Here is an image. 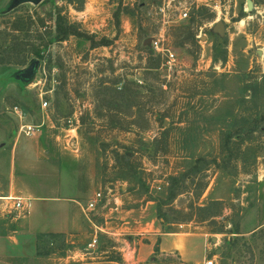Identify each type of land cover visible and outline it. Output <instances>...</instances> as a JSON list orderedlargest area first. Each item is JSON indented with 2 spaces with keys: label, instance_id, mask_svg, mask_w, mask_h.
Segmentation results:
<instances>
[{
  "label": "rangeland",
  "instance_id": "374dc122",
  "mask_svg": "<svg viewBox=\"0 0 264 264\" xmlns=\"http://www.w3.org/2000/svg\"><path fill=\"white\" fill-rule=\"evenodd\" d=\"M136 1L133 12L127 13L123 0H44L14 10H10L14 0H0V57L26 63L0 65V129L7 138L2 141L9 149L11 137L19 132L15 107L24 123L41 125L50 115L65 126L79 100L86 98V89L95 84L126 78L153 88L139 92L141 102L145 97L157 108L172 103L186 106L188 122L169 123L162 150L171 154L179 150L189 158L183 162L184 173L194 183L177 187L201 197L195 200L194 193L185 194L176 205L181 213H170V219H178L183 227L164 226L163 232L180 233L181 249L169 256L154 253L149 263L195 264L182 259V245L190 238L195 257L197 248L206 245L207 257H215L218 264H264V0H251L252 11L248 0ZM93 8L99 19L91 17ZM123 13L129 22L121 21ZM58 17L75 31L66 39L56 35ZM218 22H224V34L213 31ZM190 33L196 35L194 44ZM88 39L104 45L93 48ZM155 40L164 41L174 52V61L159 71H148L146 67L156 63ZM183 42L187 44L182 46ZM33 43L47 46L41 47L44 59L33 55ZM225 49L227 62L216 60ZM34 60H39V69L33 79H18ZM43 102L48 103L45 109ZM65 128L73 129L68 124ZM44 129L51 135L60 132L46 125ZM107 193L103 192L106 199ZM192 203L194 208L189 209ZM98 209L83 241L44 237L39 252L69 257L61 264H128L133 259L131 242H148L151 228L141 235L124 230L112 237L99 229L105 220ZM211 214L216 216L214 222H202ZM237 225L240 235L232 233Z\"/></svg>",
  "mask_w": 264,
  "mask_h": 264
},
{
  "label": "crops",
  "instance_id": "0c3cea01",
  "mask_svg": "<svg viewBox=\"0 0 264 264\" xmlns=\"http://www.w3.org/2000/svg\"><path fill=\"white\" fill-rule=\"evenodd\" d=\"M136 2L123 0L122 6L134 8ZM96 10L93 8V19H99ZM129 19V15L122 14V22ZM74 108L73 129H66L57 124L59 120L47 115L48 121L35 125L38 127L35 134L25 136L20 131L14 134L9 149L2 141L7 139L4 128L0 129V197L6 196L5 200H0V264H61L67 260L69 257L56 254L39 255L40 240L60 237L67 243L83 241L95 224L93 212L86 207L97 192H108L103 208L97 211L105 220L100 230L116 238L124 230L141 235L143 230L151 228L146 235L148 242H131L133 259L128 264H151L149 260L156 253L157 237L161 240L158 252L161 255L169 256L181 249L180 233L163 232L157 208L161 200L168 197L170 178L185 172L183 162L189 158L179 150L172 154L158 152L154 141L171 121L180 126L188 122L186 106L172 103L159 110L156 108L154 114L148 115L151 127L145 132L109 128V117L90 92ZM82 116L86 117L87 125L81 123ZM159 118L164 121L163 128H159ZM136 119L134 113L131 120ZM45 125L60 132L54 131L51 135L52 131H46ZM88 125L93 129L87 130ZM180 137L184 134L176 139ZM124 153L132 169L121 162ZM210 187L211 183L204 196ZM8 197L22 198L23 209H15ZM183 197L180 195L174 205ZM175 226L183 227L171 225ZM193 241L185 240L182 259L199 264L208 258L209 250L206 245L198 247L195 257Z\"/></svg>",
  "mask_w": 264,
  "mask_h": 264
},
{
  "label": "trees",
  "instance_id": "16d2710c",
  "mask_svg": "<svg viewBox=\"0 0 264 264\" xmlns=\"http://www.w3.org/2000/svg\"><path fill=\"white\" fill-rule=\"evenodd\" d=\"M123 9V7H122ZM125 11L127 13L133 12L131 8L124 7ZM118 17V16H117ZM15 31H20L19 29H14ZM72 33H75L72 26H68L65 22H63V18L58 17L57 27H56V35L59 37V39H66L68 38ZM79 37H85L82 34H77ZM189 39L191 40V43L194 44L196 41V35L194 33L189 34ZM91 42V46L93 48H97L99 46H103L104 44H98L92 39H88ZM111 42H108L106 46H109ZM187 43L183 42L181 45L184 46ZM14 46V45H13ZM15 46H17L15 44ZM46 49L47 46H44L43 44L37 45L35 43L32 44L33 48V55H35L38 59H44V51L41 49ZM13 48V47H11ZM148 50L149 47H146ZM152 52L151 50H149ZM154 51V50H153ZM153 58H155V62L151 64L150 66L146 67L145 70L148 71H159L160 68L168 65V58L160 53H157L154 51L152 52ZM216 60H219L223 63L227 62V51L226 49L223 50L219 56H215ZM17 63L21 65H25V61H13L11 58L7 56L0 57V65H6L11 63ZM163 86V85H162ZM165 86H163L164 88ZM150 91L152 92L153 88H145L144 84L141 83H135L133 81H129L126 78H121L120 80H116L113 83L106 82L104 84H95L91 87V89H86V92H90L91 96H93L97 101L99 106L105 110V114L109 117L108 127L113 128H119L121 131L128 132L131 129H137L139 132H145L151 127V123L148 120L149 114H154L155 110H159L157 106L151 103V100H145L144 102H141V97L143 95L139 93L140 91ZM143 99V98H142ZM166 105V104H165ZM164 106V105H162ZM160 106V107H162ZM155 107V108H153ZM135 108V110H134ZM157 108V109H156ZM136 113L137 119L135 121L131 120L133 117V114ZM158 114H160L158 112ZM162 116H165V113H163ZM130 119V120H128ZM68 120V119H67ZM143 124H147V128H144L142 126ZM81 123L87 125L86 117H81ZM67 125V123H65ZM65 125V126H66ZM159 128H163L164 121L162 118H159L158 121ZM63 125V127H65ZM87 130L93 129L92 125H88ZM162 136H164V131L160 134L159 138H156L154 143L157 147L156 151H160L161 153H168L166 151H163V142H162ZM161 144V145H159ZM126 150H131L130 148H125ZM121 162L124 163V166L128 169H132V165L130 164L129 158L127 157L126 153H124L121 157ZM192 177L188 174L183 173L182 175L178 177H171L170 178V190L169 194L166 200H161V202L158 205V218L161 221L162 225L171 227L172 224H178V219H170V213H181V210L179 208H176L174 205L175 200L180 195L190 194L194 193L195 200H200L201 195L196 194L193 190L192 191H183L180 190L177 185L180 183L188 184V181L191 183H194V180L191 179ZM191 179V180H190ZM182 206V205H181ZM194 208L193 203L190 205L189 209ZM179 209V210H177ZM197 209V208H196ZM215 215H209L208 217L204 218L202 222H214ZM233 234L240 235L239 226H235ZM231 233V234H232ZM42 238V237H39ZM41 241V240H40ZM155 252H159V243H157V246L155 247ZM39 255H49L50 252H44V253H38Z\"/></svg>",
  "mask_w": 264,
  "mask_h": 264
},
{
  "label": "built area",
  "instance_id": "2783aa9c",
  "mask_svg": "<svg viewBox=\"0 0 264 264\" xmlns=\"http://www.w3.org/2000/svg\"><path fill=\"white\" fill-rule=\"evenodd\" d=\"M182 16L184 18H186L188 16V10L185 9L184 13L182 14ZM152 47L153 49L157 52L160 53L164 56H166L168 58V64L171 65L172 62L174 61V52L169 49L168 47H166L164 41L161 40H155L152 42ZM48 103L47 102H43L42 104V108L45 109L47 108ZM13 111L15 112V114L17 115V118L20 122V133L24 134L25 136H31L33 134H35V132L37 131L38 127L33 125V124H29V123H24V115L19 111V109L17 107H15L13 109ZM75 118H69L67 120V124L69 125V127H72L75 123ZM26 121V120H25ZM9 201H13L14 202V207L15 209L19 210V209H23V200L22 198H13V197H8L7 198ZM104 195L102 192H97L88 202L86 210L89 212H94L98 209L99 205L104 203ZM204 264H218L217 260L215 257L212 258H207L204 262Z\"/></svg>",
  "mask_w": 264,
  "mask_h": 264
},
{
  "label": "water",
  "instance_id": "95a60500",
  "mask_svg": "<svg viewBox=\"0 0 264 264\" xmlns=\"http://www.w3.org/2000/svg\"><path fill=\"white\" fill-rule=\"evenodd\" d=\"M44 0H14V2L12 3L10 10H14L15 8H17L18 6H20L23 3H35V4H40L42 3ZM247 7H248V11H252L253 10V2L251 0L247 1ZM225 24L224 22H218L214 28L213 31L219 34H224L225 32ZM148 42L150 41V39L147 40ZM260 56L262 55V52L259 51L258 53ZM39 69V60H34L31 65L29 66V68L22 70L21 72H19L18 75V79H21L24 82H30L34 75L36 74L37 70ZM213 242H216L215 239H213Z\"/></svg>",
  "mask_w": 264,
  "mask_h": 264
},
{
  "label": "flooded vegetation",
  "instance_id": "af4514ba",
  "mask_svg": "<svg viewBox=\"0 0 264 264\" xmlns=\"http://www.w3.org/2000/svg\"><path fill=\"white\" fill-rule=\"evenodd\" d=\"M24 4V3H23ZM22 5V4H21Z\"/></svg>",
  "mask_w": 264,
  "mask_h": 264
}]
</instances>
